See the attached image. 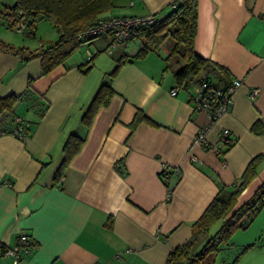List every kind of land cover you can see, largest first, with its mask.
<instances>
[{
  "label": "crops",
  "instance_id": "0c3cea01",
  "mask_svg": "<svg viewBox=\"0 0 264 264\" xmlns=\"http://www.w3.org/2000/svg\"><path fill=\"white\" fill-rule=\"evenodd\" d=\"M111 2L106 16L162 19L174 0ZM196 3L195 51L227 68L230 80L241 81L228 110L216 118L196 108L199 84L177 86L165 69L169 50L161 47L163 42L121 65L110 81L114 94L86 129L81 116L99 84L120 55L134 56L140 38L116 47L107 58L99 53L109 36H99L46 74L39 57L28 58L36 50L0 39V96L21 93L31 78L34 91L49 104L30 136L0 134V264H13L4 249L14 246L21 233L32 245L16 264H166L175 246L190 241L197 250L202 245L208 232L193 239L192 223L218 192L217 182L231 185L252 157L264 156V0ZM92 44L99 52L84 71L78 65L89 60ZM252 87L259 88L254 96ZM16 110L25 119L36 118L24 103ZM137 111L146 119L133 125ZM258 120L256 132L251 127ZM223 129L234 141L217 154L212 147ZM199 132L202 142L195 141ZM70 133L86 135L85 141L55 182ZM163 163L171 167L168 176L160 175ZM262 181L264 158L235 208ZM256 220L264 221V208L250 225ZM260 231L255 227L247 237L233 233L230 249L254 245L232 264H264Z\"/></svg>",
  "mask_w": 264,
  "mask_h": 264
},
{
  "label": "trees",
  "instance_id": "16d2710c",
  "mask_svg": "<svg viewBox=\"0 0 264 264\" xmlns=\"http://www.w3.org/2000/svg\"><path fill=\"white\" fill-rule=\"evenodd\" d=\"M111 7V0H13V3L7 6L5 24L17 30L14 24L23 21L25 27L19 31L33 36L35 24L39 19H48L52 22L58 32L57 39L28 55V58H40L41 72L46 74L56 65L63 63L81 44H89L94 38L102 35L109 36L110 39L109 32L100 34L90 32L89 29L99 20L110 16L104 14ZM196 17V0H174L173 8L164 18L156 19L154 17L151 23L136 29L135 37L140 38L141 46L132 57L126 54L120 55L114 68L105 75L99 84L81 116V122L86 129L90 126L96 111L101 106H106L114 94L110 81L117 74L121 65L131 61L133 57L143 56L148 51L157 50L167 37L172 38L173 44L164 57L165 69L172 71L177 86L185 87L190 83L200 86L206 82L207 85L201 89V95L207 98L213 106L218 103L220 97L215 95L214 90L217 87L225 88L230 83V73L224 66L195 51ZM120 46L124 47L126 44ZM5 48L11 49V46L5 45ZM14 51L21 53L23 48H17ZM98 52L99 50L96 49L84 66L78 65V67H82L84 71L89 69L92 66L93 55ZM112 53L113 51L109 54ZM31 83L32 79L29 78L27 87L21 93L11 92L6 96H0V134H13L20 138L30 136L34 126L45 114L49 104L34 91ZM20 103H24L28 109H33L36 118L25 119L20 115L16 110V106ZM141 119L146 118L142 112L137 111L132 121L133 125ZM258 126H260L259 120L251 128L258 132ZM260 131H264V127H261ZM85 137L86 135L75 133L67 135L62 146L61 162L53 174L55 182L61 180L67 164L79 151ZM229 146L230 144L223 150ZM262 158L264 156L261 154L252 157L240 178L231 185L217 182L218 192L201 215L192 223V238L208 232L217 222H220V226L205 239L197 250H192L190 241L175 246L168 253L166 264L215 263L221 244L228 245L233 233L240 227H247L255 215L264 208V181L249 199L235 208L238 194L253 179ZM170 173L171 171L168 170L164 175L168 176ZM160 175L162 174L160 173ZM253 245L254 243H250L243 246L234 261Z\"/></svg>",
  "mask_w": 264,
  "mask_h": 264
},
{
  "label": "built area",
  "instance_id": "2783aa9c",
  "mask_svg": "<svg viewBox=\"0 0 264 264\" xmlns=\"http://www.w3.org/2000/svg\"><path fill=\"white\" fill-rule=\"evenodd\" d=\"M154 20V16L152 14L144 15V16H113L110 15L98 21L96 25L90 28V32L94 33H110V39L106 50L108 53H111L116 47L120 45L127 44L128 41L136 36V29L142 27L148 23H151ZM14 27L17 30L23 29L24 22L18 21L14 24ZM91 52L88 51V55L91 56ZM241 84L239 79H233L230 83L225 87H217L214 90L216 96H219V101L214 106L210 104L207 98L201 95V89L205 87L207 84L203 82L200 85V92L194 97L195 106L198 109L206 110L211 118H216L220 114L226 112L231 103V95L234 89ZM178 87H175L170 90V93L174 95L177 91ZM259 91V88L252 87L250 89V95L254 96ZM196 142L203 141V135L199 132V134L195 138ZM234 138L231 137V134L228 129H223L219 136V141L216 146H213L212 149L215 153L219 154L221 152V147H226L227 145L233 143ZM171 167L167 164H162L160 173L164 176V173L170 170ZM32 245V241L30 237L26 233H21L17 243L14 246L6 247L4 250V254L8 257L12 258L13 264H16L18 260L22 257L24 253L30 251V247ZM98 264V263H93Z\"/></svg>",
  "mask_w": 264,
  "mask_h": 264
},
{
  "label": "rangeland",
  "instance_id": "374dc122",
  "mask_svg": "<svg viewBox=\"0 0 264 264\" xmlns=\"http://www.w3.org/2000/svg\"><path fill=\"white\" fill-rule=\"evenodd\" d=\"M13 3V0H0V39L1 38H10L14 45H26L30 49L39 50L42 47L47 46L48 44L54 42L57 39V31L56 28L53 26L52 22L48 19H39L34 27V35H26L24 32L15 30L13 28L8 27L5 24V15H6V9L7 6L11 5ZM96 39V38H94ZM93 39V40H94ZM84 45H89L88 43H83ZM173 44V40L171 37H167L164 41V44L161 46L162 48L169 50ZM82 45V44H81ZM16 47V46H14ZM19 47V46H17ZM90 47L93 49V53L95 52L96 48L92 44ZM84 48L83 46L77 48L78 51H82ZM99 54H105L107 55V58H109V53L106 50H102ZM112 69V68H111ZM253 220V219H252ZM249 223V225L252 223ZM259 220V219H258ZM254 221L252 225H247L248 227L238 228L237 231V237L240 235H243L244 237H247L248 233L253 230V228L256 227L257 230L261 229L260 231V238L259 243L264 244V221ZM260 222V224H259ZM219 223H216L212 226V228L208 231L207 237L212 235L216 229L218 228ZM259 243L257 242V247L259 246ZM261 245V244H260ZM241 247H236L235 249H230V245L227 246L225 244H221L220 251L215 258V261H218L219 264H232L234 262L235 256L240 251ZM258 251H255L253 254H256Z\"/></svg>",
  "mask_w": 264,
  "mask_h": 264
}]
</instances>
